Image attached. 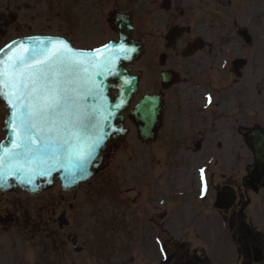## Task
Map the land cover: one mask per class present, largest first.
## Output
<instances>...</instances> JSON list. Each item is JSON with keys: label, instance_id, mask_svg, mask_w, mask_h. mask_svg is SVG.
I'll list each match as a JSON object with an SVG mask.
<instances>
[{"label": "flooded vegetation", "instance_id": "af4514ba", "mask_svg": "<svg viewBox=\"0 0 264 264\" xmlns=\"http://www.w3.org/2000/svg\"><path fill=\"white\" fill-rule=\"evenodd\" d=\"M98 2L78 21L68 18L65 38L73 44L77 36L90 40L91 46L84 48L116 41V14L128 16L134 40L143 46L130 65L131 74L138 76L132 103L140 98L147 71L149 90L140 95L157 94L164 101L158 135L163 133L172 150L194 154V167L204 168L210 183L204 209L214 218L206 237L196 234L202 223L194 213L187 226L191 238L181 232L175 236L166 209L160 207L147 216L149 227L138 229L149 228L166 241L167 264H188L189 258L191 264H264V0H145L141 17L130 9L105 10ZM172 28L177 36L166 39ZM161 72L171 73L176 83L163 88ZM209 136L213 140L205 145ZM117 146L112 142L106 147L104 164ZM257 159L260 169L255 172ZM222 192L233 199L217 209L213 204ZM26 197L14 189L0 191V264H53L51 256L65 264L69 252L64 246L71 247L72 235L60 223L69 196L46 207L41 216L28 211ZM39 233L66 241L31 242V248H23L24 235L35 238ZM144 241L142 251L121 264H163L159 247L148 235Z\"/></svg>", "mask_w": 264, "mask_h": 264}, {"label": "rangeland", "instance_id": "374dc122", "mask_svg": "<svg viewBox=\"0 0 264 264\" xmlns=\"http://www.w3.org/2000/svg\"><path fill=\"white\" fill-rule=\"evenodd\" d=\"M95 1H99L100 5L104 4L105 10L111 7L119 10L125 8L124 0H0V13L14 11L15 6H21L18 19L7 29L6 35L0 38V45L17 35L65 34L66 24L63 18L57 17L58 12L55 13L56 9L53 8L66 4L73 21H78L86 15L90 6L95 5ZM144 2L145 0H137L133 6L131 11L136 16L140 15ZM25 4L29 5L28 9L23 7ZM81 10H84L83 14L80 13ZM75 32L80 34L78 28H75ZM76 44L89 46L91 41L85 42L77 36ZM148 78L149 73L144 71L141 92L147 91ZM3 115L0 105V127ZM126 127L129 132L125 141L109 154L97 179L64 203L69 223L65 231L74 235L83 247V252L75 254L70 246H64L66 254L69 252L67 257L64 256L67 259L65 264H121L130 255L142 251V243L145 242L148 230L138 229L146 225V219H141L140 216L145 217V214L151 212L152 204L165 206L167 214L171 213L169 224L172 225L170 229L175 232V236L180 235V225L183 231L184 227L191 225V216L197 210L194 194L198 191L201 169L199 165L194 167L196 156L192 153H179L177 148L172 150L173 144L164 141L163 133L158 135L153 144H142L134 127L130 123H126ZM1 136L0 131V138ZM206 140L204 144L209 145L213 137L209 136ZM60 195L58 185H54L37 198H26L28 211L35 214L40 213L41 208L45 211L50 205L55 207ZM208 198L202 199L201 204V207H207L206 210ZM68 204L72 205L71 209ZM199 219L202 225H197L199 228L196 229V234L199 235V230H203L200 235L206 237L212 228L211 219L205 211L200 214ZM116 224L122 225L119 227ZM186 235H190V228H187ZM42 238L40 235L36 238L24 235L23 248H31V242H38ZM55 239L56 242L62 241ZM150 240L152 244L155 242L154 238ZM35 251L39 253L41 249L35 247ZM27 252L34 255L31 249ZM51 261L53 264H61L53 256Z\"/></svg>", "mask_w": 264, "mask_h": 264}, {"label": "snow or ice", "instance_id": "6c2138e0", "mask_svg": "<svg viewBox=\"0 0 264 264\" xmlns=\"http://www.w3.org/2000/svg\"><path fill=\"white\" fill-rule=\"evenodd\" d=\"M135 51L123 42L85 51L63 38H29L0 49V98L9 110L4 126L11 129V146H0V187L14 178L35 190L38 177L61 170L68 186L88 179L105 141L120 131L107 122L123 104L113 102L111 111L105 106V86L98 78H119L117 61ZM209 191L201 168L200 198ZM222 199L229 200V194ZM156 244L167 264L166 241L157 236Z\"/></svg>", "mask_w": 264, "mask_h": 264}, {"label": "water", "instance_id": "95a60500", "mask_svg": "<svg viewBox=\"0 0 264 264\" xmlns=\"http://www.w3.org/2000/svg\"><path fill=\"white\" fill-rule=\"evenodd\" d=\"M11 16V21L15 18L14 15ZM116 30L118 31L119 41L117 43L123 42L126 47H135L136 51L131 53V58H121L117 61L116 71L120 73L119 78L116 76H108L107 78L101 76L98 79L103 83L105 86V97H106V104L105 106L109 108L111 111V105L113 102L119 104L123 101L122 107L115 112V115L110 117L108 124L111 125V128L118 129L120 131L112 132L108 139L105 141L104 147L101 151L100 156L94 161V165L90 167V172L92 173L87 180H81L77 184H73L68 186L64 180V173L61 170L60 172L53 173L51 177H38L34 183L38 186L35 190L32 189L31 185L21 184L18 180L14 178H9L8 185L5 187H0V190H7L9 188H17L21 189L24 192L29 193L30 195H36L47 187H49L54 180H58L60 182V187L63 192L72 193L75 192L81 183L87 182L94 174V171L98 170L101 166L103 152L105 150V145L109 143L112 139L116 141H123L125 135L127 133L126 129L123 127V117L120 115L121 112L126 111L129 100L133 93L136 91V78L130 76L128 69H126V65L130 64L142 51V47L140 44L136 43L132 39V28L131 24L125 18H119L116 24ZM29 38H43V39H57L56 37L50 36H42V37H27V38H19L9 42L6 45L12 44L15 42H28ZM5 45V46H6ZM2 47V48H5ZM1 48V49H2ZM3 55V54H0ZM124 80H128L129 84L125 85ZM110 82H114L115 84L112 85ZM114 89L117 91V94L113 97L110 96V90ZM0 102L2 103L3 107L5 108L6 115L4 117V125L5 120L8 114V108L6 101L3 98H0ZM163 112V102L157 96H144L138 104L128 113V117L132 120L133 124L136 126L138 137L142 142H147L154 140L156 131L158 129L159 123L161 121V116ZM110 131V129H108ZM4 131V139L1 141L0 146H8L10 147V143L8 137L11 135V129L3 127ZM76 251L80 250V247H75Z\"/></svg>", "mask_w": 264, "mask_h": 264}]
</instances>
